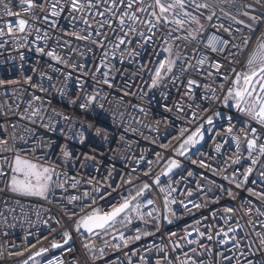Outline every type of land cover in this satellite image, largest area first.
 Returning a JSON list of instances; mask_svg holds the SVG:
<instances>
[{
    "label": "built area",
    "instance_id": "2783aa9c",
    "mask_svg": "<svg viewBox=\"0 0 264 264\" xmlns=\"http://www.w3.org/2000/svg\"><path fill=\"white\" fill-rule=\"evenodd\" d=\"M67 3L60 0L62 7ZM84 3L87 7V0ZM187 3L185 11L196 16L198 24L190 18H185L182 28L161 23L153 30V39L145 41L140 32L153 34L137 23L133 25L137 32H129L117 47V36L123 37V32L116 21L111 28H100L97 21L103 18H94L93 12L64 10L52 17L48 3L44 12L39 8L25 12L20 0H0L4 33L0 35V139L12 149L4 152L0 145V158L11 159L19 152L56 173L47 197L40 200L0 191V264H181L184 253L203 264H229L220 253L232 257L231 264H264V246L257 235L264 236V158L252 165L245 135L253 136L240 122L257 129V145L264 144V127L225 106L228 85L213 66L223 64L220 71L227 68L229 80L234 79L232 68L245 70L249 55L264 41V0H195L209 5L199 9L192 0ZM3 5L14 15L8 16ZM18 18L32 26L24 32L13 26L9 34L8 23L14 25ZM98 31L103 35L98 36ZM189 32L195 40L185 39ZM216 37L229 41L222 46L228 51L213 52L208 47ZM169 60L171 71H167ZM161 62L166 67L153 86ZM189 80L196 84L189 87ZM90 97L94 101L81 108ZM197 127L203 139L178 155L180 144ZM233 137L239 138V146ZM61 149L70 153L68 158ZM237 157L240 163H233ZM170 159L180 166L161 176L159 186L153 184ZM249 166L253 171L245 182L243 173ZM5 183L0 178V189ZM144 183L150 188L133 203L138 212L126 209L90 234L77 230L81 218L94 210L100 215L110 212L135 197ZM237 183L242 186L237 188ZM170 189L175 191L169 194ZM73 196L77 199L71 200ZM165 196L170 211L165 209ZM149 199L152 204H147ZM226 208L234 211L225 212ZM229 225H239L229 234L237 239L219 244ZM194 228L204 237H197ZM65 232L70 236L67 244ZM188 233V239L198 242L188 244L183 239ZM136 235L141 238L135 240ZM53 243L60 246L54 248ZM192 248L197 252L192 253Z\"/></svg>",
    "mask_w": 264,
    "mask_h": 264
},
{
    "label": "snow or ice",
    "instance_id": "6c2138e0",
    "mask_svg": "<svg viewBox=\"0 0 264 264\" xmlns=\"http://www.w3.org/2000/svg\"><path fill=\"white\" fill-rule=\"evenodd\" d=\"M44 3H48V7L50 9V15L52 17H56L60 15V11L70 10L72 12H93V17L96 16L102 17V20L97 21L98 26L100 28H104L105 26L111 28L113 21L118 22L120 26V31L123 32L122 36H117L119 43L116 45L119 47L120 45L125 43L124 37L128 36L129 32L136 33L137 28L133 27L137 23L145 25L147 27V31L152 33L151 36H145L144 32H140L139 35L147 40L153 39L155 36V32L153 30H158V26L163 23L165 26L169 24H175L177 28H182L185 24V18H190L191 21L199 23V20L196 16H192L189 12L185 11V8L188 5L187 0H87V7H85L84 0H68L67 6L62 7L60 4V0H54V2L49 3V0H43V3H38L37 0H20V6L25 12H30L33 9L39 8L41 12H44L46 9L44 7ZM194 6L199 8H207L208 4L195 3V0H192ZM4 10L8 16L14 15V13L9 9L8 5H3ZM103 7V10H101ZM59 9V11L57 10ZM94 10V11H93ZM246 14V13H245ZM15 15H19L18 13ZM145 16L147 18H145ZM39 19V17H37ZM75 19V17H73ZM209 20L212 19L211 16L208 17ZM253 21L258 20V17H252ZM45 21H48V16L44 17ZM83 23L88 25V20L83 19ZM237 23H242V21H237ZM53 26H55V21H52ZM13 26L18 28L20 32H24L26 26L31 27L32 25L25 19L18 18L14 25L13 23H8V33L11 34ZM127 26L128 32H124V27ZM91 27V25H89ZM177 29H173L175 31ZM39 31V29H37ZM116 30L113 29V32ZM227 31V29H225ZM3 30H0V35H3ZM91 32H89V36H91ZM98 36L103 35L101 32L96 33ZM171 36V32L168 33ZM264 35V33H262ZM191 37V39L195 40L196 36L193 33L189 32L185 39ZM78 39H86L87 37L78 36ZM96 43V41H93ZM244 44L249 43V39L243 40ZM229 44L228 40H221L219 37L214 39H210L208 42V47L213 52H225L228 51L226 47ZM170 48L165 49V51H170ZM37 51H42V49H37ZM49 56L53 57L56 60H59V57H55L52 52L47 53ZM229 55H232L229 53ZM23 58V57H22ZM208 58L205 57L198 61L200 65H203ZM227 60V57L224 58ZM173 61H167V71L172 70ZM216 69V74L219 77H223L225 82L227 83V93L224 95V104L228 108H235L237 112L246 116L250 121H255L262 127H264V41L258 43L254 51L249 55L245 70L243 72L236 71L235 68L231 69V75L234 79L229 80V72L227 68L223 72H221V68L223 64L216 63L213 65ZM165 62H161L159 67L155 71V75L152 79V85L156 86L161 78V70L165 69ZM211 76L212 73L209 72ZM107 83V81H105ZM196 84V81L189 80L188 86ZM225 84H221V88H224ZM43 90V89H41ZM215 91V90H213ZM35 98V97H34ZM95 97H90L87 100L86 104H82L81 108L87 107L88 104H91L94 101ZM35 114V113H33ZM215 115L217 117L223 118V114L220 112H216ZM229 124H231L233 117L229 115L227 117ZM209 125L213 124L212 117H209L207 120ZM242 127L247 129L253 136V138L248 139L247 133L245 135L247 151H248V159L251 160L252 165H255L258 159L264 158V144L257 145V140L259 139L260 134L258 133L255 127H251L250 124H246L243 121L240 122ZM232 127L228 128V132H232ZM97 135H99V130H97ZM183 135V132H182ZM203 139V133L200 127H197L195 131L189 135L180 147L176 150L178 155L183 156L185 152L188 150V146H195L199 141ZM233 140L239 146L240 140L238 137H233ZM81 142H83V137H81ZM0 145H3L4 152L12 151L11 148L7 147V141L0 139ZM63 152V156L68 158L70 153L64 149H61ZM216 151H220V145L216 146ZM255 153L256 158H253V154ZM3 163L0 164V178H3L5 183V188L0 189V191L7 190L11 193L20 196H37L46 198L52 184L53 176L56 175L55 169L50 166H45L42 163L34 162L33 160L27 159L22 156L19 152L15 153L13 157L10 159L8 156H3ZM143 159V157H141ZM202 166L204 162H200ZM233 163H240V157H237ZM180 165L177 160L170 159L167 162L165 170L158 174L155 179L152 181L153 184L159 186L161 182V176H167L174 169L178 168ZM253 168L249 166L247 170L243 173L244 181L248 180L249 175L252 173ZM148 175V173H145ZM191 175V173H189ZM261 176H264V172L261 173ZM227 179V177H225ZM242 185L240 183L236 184L237 188H240ZM150 188L149 183H144L143 187L136 192L135 197H131V199H126L123 203H121L118 207H114L110 212L100 215L95 210L91 215L84 216L77 222V230L80 228L85 229L87 232L91 233L94 229H103L105 225L114 221L117 216L121 213L125 212L126 209L132 208L135 211H139L138 206L133 205V201L136 200L137 197L143 196ZM99 191V189H97ZM160 191H164L163 188ZM171 191H175V189H170ZM251 192V190H249ZM87 196V193H85ZM231 195V192H229ZM261 195V194H257ZM77 197H71V200H76ZM165 201V209H168L169 199L168 196L164 197ZM175 202L174 200L172 201ZM153 201L151 199L147 200V204H152ZM199 208L202 205H194ZM187 206L185 205V208ZM234 209L226 208L225 212H233ZM148 216H152L151 212L147 213ZM264 215V212L261 213ZM142 218V217H141ZM165 220H168V217H164ZM171 223V221H168ZM131 223V221H129ZM199 223V221H197ZM227 224V221L225 222ZM264 227V224L261 225ZM236 227L229 225L226 230H223L222 236L223 238L218 241L219 244H227L230 240L235 241L237 238L235 236H230V233H235L237 231ZM193 231L196 233L197 237H204L205 233L200 232L199 228H194ZM174 235V234H173ZM191 233H188L183 239L187 240L188 244L196 243L197 240L188 239ZM217 236L221 235V232L216 233ZM259 238V243L264 246V236H261L259 233L257 234ZM64 243L67 244L70 236L68 232L64 233ZM140 235H136L134 237L135 240H139ZM208 240L212 239L211 235H208ZM53 243L52 247H59ZM176 247H180L176 245ZM234 247L239 248V243H234ZM210 251V249H206ZM42 251H46V249H42ZM192 253H196L197 249H190ZM41 252H37L36 255L39 256ZM185 260L181 262V264H203L202 261L198 262L194 260L188 253H184ZM224 260L229 261L231 264L232 257H228L223 255V253L219 254ZM31 259V257H30ZM27 264V262H25Z\"/></svg>",
    "mask_w": 264,
    "mask_h": 264
},
{
    "label": "water",
    "instance_id": "95a60500",
    "mask_svg": "<svg viewBox=\"0 0 264 264\" xmlns=\"http://www.w3.org/2000/svg\"><path fill=\"white\" fill-rule=\"evenodd\" d=\"M200 141H201V140H200ZM200 141H199V142H200ZM197 144H198V143H197ZM197 144H196V145H197ZM138 198H139V197H137L136 200L133 201L132 203H135V202L137 201ZM107 225H108V224H107ZM105 226H106V225H105ZM80 230H82V231H84V232L90 234L89 232H87V231H86L85 229H83V228H80ZM97 230H100V229H94L93 232H94V231H97ZM91 233H92V232H91Z\"/></svg>",
    "mask_w": 264,
    "mask_h": 264
},
{
    "label": "rangeland",
    "instance_id": "374dc122",
    "mask_svg": "<svg viewBox=\"0 0 264 264\" xmlns=\"http://www.w3.org/2000/svg\"><path fill=\"white\" fill-rule=\"evenodd\" d=\"M25 197H28V198H31V199H37V200H40V199H43L42 197H37V196H25Z\"/></svg>",
    "mask_w": 264,
    "mask_h": 264
}]
</instances>
